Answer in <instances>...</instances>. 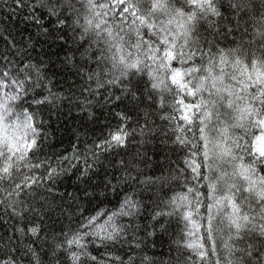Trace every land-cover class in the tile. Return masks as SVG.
<instances>
[{"label": "snow or ice", "instance_id": "1", "mask_svg": "<svg viewBox=\"0 0 264 264\" xmlns=\"http://www.w3.org/2000/svg\"><path fill=\"white\" fill-rule=\"evenodd\" d=\"M0 264H264V0H0Z\"/></svg>", "mask_w": 264, "mask_h": 264}, {"label": "trees", "instance_id": "2", "mask_svg": "<svg viewBox=\"0 0 264 264\" xmlns=\"http://www.w3.org/2000/svg\"><path fill=\"white\" fill-rule=\"evenodd\" d=\"M73 180H74V178H73V179H70V180L67 182L69 186H71V185H72V183H73ZM69 190H71V187L69 188Z\"/></svg>", "mask_w": 264, "mask_h": 264}]
</instances>
